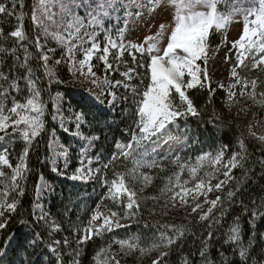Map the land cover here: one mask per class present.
I'll list each match as a JSON object with an SVG mask.
<instances>
[{
  "label": "snow or ice",
  "instance_id": "obj_1",
  "mask_svg": "<svg viewBox=\"0 0 264 264\" xmlns=\"http://www.w3.org/2000/svg\"><path fill=\"white\" fill-rule=\"evenodd\" d=\"M225 2L226 0H179L176 4L175 18L172 25L166 26L165 23H159L157 36H163L166 31L170 33L166 38V46L158 45L156 37L147 36L145 38L146 47L144 43L125 44L122 38L129 23L133 25V28H137L146 11L149 9L156 10V0H35L33 3L31 21L38 31L35 39V47L38 50L36 55L37 63L39 64L42 61L47 71L51 56L57 51L55 48L41 44V36L45 38V41H47L48 36H52L56 40H63L56 32L50 31L53 24L56 25L57 29L68 30L70 34L74 30V34L77 35L84 52L83 59L77 62L78 71L81 77H91L90 83L95 85L97 89L95 100L99 104L107 101L112 107H115L121 100H130L129 106L132 107L130 113L132 124L128 129L130 142H116L114 144L115 151L106 162L101 161L98 155L96 162L100 166L95 168L92 167L93 160L89 158L85 146L82 145L77 154L79 166L75 167L71 175L68 176L69 179L74 181L84 182L96 179L102 182L107 186V198L111 199L119 209L102 211L101 206L97 205L87 222L84 235L76 240L77 247L68 253V255L73 256L71 264H77L76 257L80 254V246L91 239L93 235L103 236L106 232H112L114 228L125 226L126 222L130 220L139 221L140 203L138 194L125 185V175L131 174L135 178V173L142 167H159V162L152 157L155 146H159L161 141L167 142L166 138L177 139L172 137L171 134L173 126L178 128L179 120L201 114L200 110L194 105L189 90L203 91L208 89V102H211L212 92L215 89L210 87L207 67L209 54L212 51L209 47L210 32H220L223 36L231 23L232 17L241 13L244 16L242 34L231 42V47L225 54V59L227 60H231L233 55L235 57V60L231 61L233 63L231 76L234 78L235 83L231 84L226 90L228 95L226 103L232 102L233 97L236 96V92L233 91L236 84L241 85V96L246 94V90L250 86L252 91L247 94L255 100L257 80L242 77L237 72V69L242 66L243 69H248L249 71L251 69L264 71V0H253V7L247 9L234 7L227 14L218 10V5ZM18 4L21 9L19 13H17ZM54 8H58L59 11L54 12ZM23 9L24 0H0V14L8 17L15 16L21 22L25 16ZM121 11L124 13V26H117V32L121 37L120 42L117 43L110 35H106V43L101 49L100 44L94 42L98 34L96 28L101 27L103 31L107 32V29L103 28L104 18ZM159 12L165 15L169 14L168 0H163V3L159 6ZM250 16H254L255 19L250 20ZM117 19H120V17L117 16ZM10 35L16 38L18 47H13L11 50L0 47V54H10L14 57V62L9 72L19 67L24 70L25 75L12 77L11 83H8L9 76L3 70H0V80L7 83V87L4 84H0V133H2L0 141L6 137L11 140L19 139L23 142V147L19 153V162L14 168L9 163L8 150L0 149V152L3 153L0 154V165H6L12 169L10 178L8 173L0 169V183H3L4 180H9L10 182L6 185V188L16 193V196L11 201L8 199V191L0 193V230L7 228L12 214L17 211L19 198L25 192L24 181H26L28 173L26 160L30 150L39 146L38 142L34 144L37 137H40L46 131L43 119L45 105L39 100L41 89L36 86L39 78L34 75V69L29 63L33 54L27 46L20 43L28 40L29 37L26 35L22 23ZM88 42H91V46L83 48V45ZM221 43L228 42L222 40ZM219 47L217 45L215 51H219ZM112 49L116 51L111 52L112 60L110 61L109 55ZM19 50L23 51L24 56L23 62L17 65L16 61L21 59L20 55H18ZM69 51L73 52V49ZM125 53L131 57V65L134 66H131L129 61L124 59ZM137 53H139V58ZM94 55L99 61L103 62L105 73L110 70L116 71L119 72L123 79L113 80L107 75L103 79L97 77L96 72L93 71L94 65L91 63ZM63 60L64 56L62 54L60 58L55 60V64L60 65ZM69 60L74 61V55L70 56ZM197 61H203L205 67L202 68ZM121 66L124 67V71L120 70ZM140 68L144 69L143 73L139 71ZM47 75L49 76V85L53 82H61L59 80L53 81L50 72H47ZM137 78H139V83H135ZM18 79L26 81L29 98H27L26 103H21L13 96L11 97V107H8L7 101L10 97V90L17 93L21 91L17 83ZM120 86L126 90V93L122 96L117 95V92L114 91ZM218 87L223 88L224 85L219 84ZM259 95L262 98L259 102L264 105V92H260ZM51 99L53 100L52 120H59L62 130L69 132L68 121L64 119V112L59 103V94ZM87 115L88 113L83 111L76 112L74 109L71 110L72 121L76 129L73 135L81 140H94L96 139L95 137H85L80 131L82 125L88 123ZM9 128H11V132H9ZM54 135L55 130L53 129L52 137ZM52 137L48 141L50 149H52L53 144ZM259 141L264 144V136H260ZM87 147H91V144H88ZM59 148V151H50L48 157L51 163L50 170L57 175H68L69 149L63 145H60ZM227 148V145H221L219 149L215 150V154L207 152L197 157V166L189 168V175L195 181L193 187L186 186L189 183L188 180L181 182L180 176L181 172L184 171L185 165L179 164V158H177L176 163L180 170L174 172L175 182L173 183L172 177H169L168 184L161 189L162 195L171 193L163 205V214L167 215L169 204L172 208L177 207V201L180 207H190L191 213H197V210H200L198 215L199 222L211 220V223L208 224L210 230L207 233L209 240L213 236L211 228L220 224L221 219L226 215V210L223 208L224 200L221 195H216L214 199H209L208 194L210 192H221L224 186L234 179L230 175L232 169L237 166L243 167L242 161H246V156L241 155V153H246L245 144L242 140L239 142L241 153H233L224 162L223 158ZM121 157L125 160H132L134 167L130 173L115 170V165ZM61 161L63 168L58 166ZM205 162L213 169L212 172L205 173L207 180L196 176L197 167L203 166ZM259 163L264 167V159L259 160ZM217 165H220V167H216ZM110 168L115 178L111 180L106 176L102 178L101 174ZM160 170L163 171V168ZM221 171L223 179H219L218 182L212 184L211 181L216 179L214 173H221ZM141 175H143L145 184L151 182V177L143 173ZM40 180H43L42 176ZM176 189L179 190L177 191ZM50 191H54V189L49 184L38 182L32 211L34 221L32 223L25 220L20 221L21 224L32 230L30 237H25L13 249L20 256L21 264H34L33 261L29 260L28 249H32L34 254L41 245L49 250V255L54 258L56 264H64L61 244L71 248L72 242L68 238L63 241H45L42 233L36 231V227L40 226L42 221L47 223L49 214L45 212L41 201L44 195ZM234 195L235 193L229 190L227 199L231 200ZM201 196L204 197L203 203L199 202V197ZM122 197H126V202L121 199ZM189 197H191V203H189ZM151 199L155 200L157 198L151 197ZM260 204L264 206V198H261ZM204 205H208L206 210ZM214 209L220 210L219 217L214 214ZM245 211H247V208H245ZM256 219L257 211L254 210L249 221L253 228L255 227ZM156 226L145 223V227ZM158 227L163 230L160 231L158 242H154L151 247L139 246L138 238L136 237L131 240H113L107 248L100 249L96 254L97 258L100 253H103V264H122L120 253L129 255L133 254L135 250L142 257L148 256L152 252H157L158 254L155 257L150 258V264H168L165 257L171 255L170 246L181 240L188 229L185 225L177 226L171 224H160ZM169 230H171V234H169ZM229 231L230 234L225 243L233 242L236 245L234 255L238 250L241 264H247L250 258V247H245L241 241L239 218H236ZM51 235L52 233L49 232V236ZM12 239V235L5 239L4 247L0 248V257L7 255ZM254 240L255 233L252 240L249 241V246L252 245ZM112 243L119 245L120 252L111 251ZM207 247L208 244L202 240L199 251L200 264H214V261L209 258ZM220 255L222 264H228V258L224 253L221 252ZM48 264H52V262L49 261ZM97 264H100L99 259H97ZM184 264H190V261L185 260ZM253 264H264V261L257 262L253 260Z\"/></svg>",
  "mask_w": 264,
  "mask_h": 264
},
{
  "label": "trees",
  "instance_id": "obj_2",
  "mask_svg": "<svg viewBox=\"0 0 264 264\" xmlns=\"http://www.w3.org/2000/svg\"><path fill=\"white\" fill-rule=\"evenodd\" d=\"M243 0H226L225 3L220 5L222 10L225 6H230L232 3H236ZM35 0H24L25 16L23 21H18L15 16L8 17L0 14V47H5L11 50L13 47H18L16 38L11 37V32L22 23L28 40L20 42L29 48V51L33 54L29 60L30 65L34 69V75L38 77L36 86L41 89L39 100L45 105V133H42L40 137H37L38 147L30 150L29 156L26 160L28 167L27 179L24 181L25 192L22 197L19 198V204L16 213L12 214L9 224L6 229L0 230V248L4 247L5 239L16 232L18 236H13L12 242L9 245V254L6 258L7 264H21L20 256L13 250L24 239V232L30 237L31 229L24 224H21V220L32 223L34 217L32 215L33 202L36 198V185L40 182L42 176L47 182L54 184L58 181V177L50 169L49 164V147L48 141L52 137V130H55V134H61L58 127L54 124L51 113L53 111L52 97L58 92L65 91L64 85L53 82L49 85L47 71L43 66V62L37 63L36 55L38 50L35 47V39L38 35L36 26L31 21V9ZM21 11L19 4L17 6V13ZM222 41L220 33H212L210 36V46L215 48ZM64 56V60L60 65H56L54 68L57 71L58 77L63 81L70 79L71 74L69 71V63ZM21 59L16 61L19 65L23 62L24 53L22 50L18 51ZM61 54L57 55L60 58ZM139 58V54L137 53ZM124 59L129 61L131 65V57L125 53ZM110 60L112 56L110 55ZM14 57L10 54H0V70H3L8 76L11 83V78L16 76H23L25 72L19 67L12 69ZM94 71L99 76L109 74L114 79H123L119 72L109 71L104 72V65L97 58L93 61ZM134 66V65H131ZM121 71H124V67L121 66ZM141 73L144 72L143 68H140ZM242 77L257 80L256 98L252 99L250 96L240 98L236 104L231 105L226 103L228 100L227 92L218 87L216 84H210V87L215 89L212 92L211 102H208V89L203 91H197L195 89L189 90L190 96L194 101V105L200 110L199 116H189L186 119H181L184 124H189L191 130L195 133L199 139V147H191L180 155L179 164H184V171L181 172V182L188 180V185H193L195 181L189 175V168L197 166V157L203 153L212 152L215 154V150L219 149L221 145H227L228 148L225 151L224 162H226L233 153H241L239 148V142L242 140L245 144L246 153L241 155L246 156V161H242L243 167L237 166L232 169L230 173L234 177L229 181L228 185H225L221 192H212L211 199H214L216 195H221L224 200L223 208L226 210V215L221 219L219 225H214L211 228L213 236L209 240L207 233L210 230L208 224L211 220L199 222L197 213H191L190 207H177L172 208L169 204L167 209V215L163 214V205L165 200L171 193L165 195L161 194V189L168 184V178L172 177L173 183L175 182L174 172L179 171V166L176 163L177 159L160 158L156 155L152 157L159 162V167L156 168H140L135 173V178L131 174L125 175V180L131 183H144V189L139 193V221L130 220L126 222L125 226L120 228H114L112 232H106L103 236L93 235L91 239L83 243L80 246V254L76 257L77 264H97V259L100 260V264H103L104 254L100 253L97 258V253L101 248H107L109 243L113 240L138 238V244L141 247H151L154 242H158L160 235V224L171 225H185L188 229L185 236L181 240L177 241L175 245L171 247V255L165 257L168 264H184L185 260L190 261V264H200L199 251L201 249V241L204 240L207 244V251L209 258L214 261V264H222V258L220 253L223 252L228 258V264H241L238 250L234 255V249L236 245L233 242L227 241L230 234V228L232 227L236 218H239V226L241 230V241L245 247H250V258L247 264H253V260L260 262L264 261V206H261V198H264V167L259 163V160L264 159V144H262L257 137L251 132L250 124L256 118H262L264 116V105L259 101L260 92H264V71L260 69H241L239 73ZM54 81V80H53ZM17 83L21 89L19 93L10 90V97L7 101V106L11 107V97H15L19 102L26 103L29 98V93L26 87V81L18 79ZM139 83V78L135 81ZM0 84H4L7 87V83L0 80ZM119 95L122 96L126 93L125 89H121ZM68 93L66 110L74 109L76 112L83 111L88 113L86 119L88 123L84 127V133L89 136H97L100 141L97 145V154L102 158L103 162H106L115 151L114 144L116 142L128 143L129 126L132 124L130 113L132 107H130V100L127 101V105L118 108L115 112V116H111L110 113L103 112L100 107L94 104L89 98L81 95L80 98H75ZM127 109V111H125ZM184 126V125H183ZM11 132V128H9ZM2 135V133H0ZM8 138V137H6ZM10 139V138H8ZM11 140V139H10ZM146 146V145H145ZM23 147V142L19 139L11 140V145L7 149L9 152V163L12 168L19 162V153ZM239 158V157H238ZM134 167L132 160H125L123 157L115 165V170L123 173H130ZM216 167H220L217 165ZM163 168V171L160 169ZM0 169L8 173L9 178L12 169L8 166L0 165ZM213 169L209 167L207 162L201 167H197L196 176L202 177L205 180L208 178L205 176L206 172H212ZM141 173L151 177V182L145 184L143 175ZM216 179L211 182L215 184L219 179H223L221 173H214ZM102 178L106 176L109 180L114 179L112 169L110 168L105 173L101 174ZM9 180H4L0 183V193L8 191V199L11 201L16 193L9 191L6 185ZM62 189V190H61ZM60 190H57L55 194L50 196L49 204L47 205L49 214L47 217V223L41 222L40 226L36 227V231L42 233L45 241L61 240L68 238L71 243V248L65 247L61 244V251L64 256V264H71L73 256L68 253L77 247L76 240L83 235V230L87 227V222L95 211L97 205L101 206L102 211L108 209L119 210L114 202L107 198V186L102 182L96 180L94 186L89 190L86 195H78L76 192H71L67 185H63ZM232 190L235 195L231 200L227 199V192ZM87 197V199H84ZM151 197H156L153 200ZM122 200L126 202V197H122ZM204 197H201L199 201L203 203ZM208 205H204L205 210ZM247 208V211H245ZM257 211V219L255 220V227L249 223L252 218L253 211ZM214 214L219 217L220 210L214 209ZM145 223L149 225H157L156 227H145ZM54 228H58L57 231ZM49 232L52 233L49 236ZM255 233V240L252 245L249 246V241L252 240ZM171 234V230H169ZM112 252H120L118 244L112 243ZM29 260L34 264H42L43 258L47 259L52 264H56L54 258L49 255V250L44 248L43 245L38 247L33 254L32 249H28ZM158 253L152 252L148 256H141L138 251L133 254L124 255L120 253L122 258V264H150V258L155 257ZM1 259V257H0Z\"/></svg>",
  "mask_w": 264,
  "mask_h": 264
},
{
  "label": "rangeland",
  "instance_id": "obj_3",
  "mask_svg": "<svg viewBox=\"0 0 264 264\" xmlns=\"http://www.w3.org/2000/svg\"><path fill=\"white\" fill-rule=\"evenodd\" d=\"M178 2H179V0H175V2H174V0H168L169 14L165 15L164 13L159 12V6L163 3V0H156V5H157L156 10L153 11L152 9H149L148 11H146L143 15V19L140 20L139 26L137 28H133V25L131 23H129L127 29L124 32V36L122 38L123 42L125 44H128V43H144L145 47H146L147 42H146L145 38L147 36H153V37H156V42L158 45L166 46V38L168 35H170V33L166 31L163 36H157V33L159 31V23H165L166 26L172 25V23L174 22V18H175L176 4ZM238 8H240V7H238ZM242 9H247V8H242ZM53 11L58 12L59 9L54 8ZM117 16H119L120 19H117ZM123 18H124V13L122 11L118 12V13H113L110 16L104 18L103 28L108 23H113L116 27L117 26L123 27L124 26L123 25ZM249 19L252 20V19H255V17L250 16ZM85 22H87V21H85ZM243 22H244V16L242 13L234 15L232 17L231 23L227 27L228 35H227L226 41L228 43H224L219 48V51L213 50L209 45L210 49L212 50V51H210L209 61H208V65H207L208 71H209V83L210 84H216V85L223 84L224 87L221 89H223L224 91H226L231 84L235 83L234 78L231 76V68L233 67V63L231 61H234L235 57L233 55V56H231V60H227V59H225V54L228 52V49L231 47V42L235 41L238 38V36L240 34H242ZM50 31L56 32L57 35H59L63 38V40L61 41V40L54 39L52 36H48L47 41H45V38L43 36H41V44H45L46 47H52V48L57 49V51L51 56V59L49 61V65H48V69H47V72L51 73L52 79L54 81H56V80L61 81L60 84L74 90V92L76 94H83V95L88 96L89 99L91 101H93L96 105H98L102 109V111H104V112L107 111V112H110L111 114H113L117 107L125 104V102L123 100L118 102L115 107H112L111 104H109L107 101L103 104H99L95 100V93H96L97 89H96L95 85L90 83L91 77L90 76L87 78L81 77L80 73L78 71V63L77 62L80 59H83L84 52L80 46L79 40L77 39V35L74 34V30L70 34L68 30L57 29L56 25L53 24L50 28ZM101 31H103V29L101 27L96 28V32L98 33L97 36L100 34ZM82 32H83V30H82ZM82 32H81V35H82ZM97 36H96V39L94 41L96 43H98L97 42ZM113 40H116L117 43H119L121 40V37L118 36L117 38H113ZM90 46H91V42H88V43H85L83 45V48H88ZM70 49H73V52H70L69 51ZM63 51H65V54L67 55L68 59L70 56L74 55V61L69 60V71L71 69V71H70L71 77H70V79L66 80V82H63L58 77L57 71L53 65L55 63L57 55H59V54L62 55ZM197 63L200 64L202 68L205 67L203 61H197ZM216 65H219V66L216 67ZM85 71H86V69H85ZM93 71H94V67H93ZM237 72L239 73L238 69H237ZM214 74H216L215 77H214ZM105 76L106 75H104V76L97 75V77H99L100 79H103ZM105 87H107V86H105ZM120 87H122V86H120ZM118 89H119V87L114 89V91L117 92ZM90 90H91V92H90ZM233 91L236 92V96L233 97L232 102H229L231 105L236 104L240 98L249 96L247 93H250L252 91V89L249 86V88L246 90V94L244 96H241L240 95L241 85L236 84V87L233 89ZM59 96H60L59 103H60V105L63 109V112H64V101H65L64 95L59 94ZM109 99H111V97H109ZM64 119L66 121H68L67 126L70 129L69 132H64L62 130V128L60 127L59 120H56L55 122L59 125L62 132L67 134L68 137L72 138V140H73L72 145H70V147L65 146L62 139L60 137L56 136L53 138V144H52L51 151L52 150L59 151L60 145H63L64 147L69 149L70 163H69V167L67 169V172H70V170L72 168L71 164H73V161L75 159L78 160V155H77L78 151L81 149L82 145H84L85 149L88 153L89 158H91L93 160L92 167L93 168L99 167L100 164L96 162V157H95V153H94L95 143L97 140L96 139H94V140H81V139L76 138L73 135V133L76 131V129L74 127V122L72 121V118H69L64 113ZM250 128H251L252 134H254V136L257 137L258 139L260 136H264V116L262 118L261 117L256 118L253 122H251ZM184 133L185 132H183V134ZM171 135H172V137H175L177 139L166 138L167 142L161 141L159 143V146H158L156 152L162 156H173V157H175L183 149L186 148L187 138H183L182 135H177V134H171ZM10 144H11V142L9 141V139L5 138L4 140L0 141V149H8ZM88 144H91V147H87ZM71 148L76 149L77 153L72 152L73 154L71 155L70 154ZM0 154H3V153L0 152ZM58 166L60 168H63L62 161L59 163ZM78 166H79V164H78ZM92 180L93 179L82 182L79 180L74 181V180L69 179V181L72 182L74 185H79V186L87 185ZM43 183H46V182H43ZM125 185L127 187H130L132 190L136 191L138 194V197H139L140 191L144 189V183L143 182L131 183L130 181L125 180ZM50 186L52 189H54V191H50L49 193L45 194L42 201H41L45 212H46V206H47L48 200L50 198V195H53L55 190L58 189L57 187H52V185H50ZM186 186L187 187H193L194 184L193 185H186ZM176 190L178 191L179 189H176ZM211 193L212 192H210L208 194L209 199H211L210 198ZM168 197H170V196H168ZM201 197H203V196H201ZM201 197H199V199H201ZM188 199H189V203H191V197H189ZM177 204H179L178 201H177ZM85 229L83 230V235L85 233ZM54 230L57 231L58 228H54ZM7 257H8V254L6 256L2 257L1 264H6V258ZM41 263L46 264L47 259L43 258L41 260Z\"/></svg>",
  "mask_w": 264,
  "mask_h": 264
},
{
  "label": "bare ground",
  "instance_id": "obj_4",
  "mask_svg": "<svg viewBox=\"0 0 264 264\" xmlns=\"http://www.w3.org/2000/svg\"><path fill=\"white\" fill-rule=\"evenodd\" d=\"M219 66V65H216V67ZM216 76V74H214V77ZM177 135H182L183 138H187V142L188 143H191L193 141V139H195L197 137V135L195 133H193V131L190 132V134H181V133H177ZM191 135V136H190ZM55 194V192H54ZM51 196V195H50ZM48 210V207L46 206V212ZM14 234V235H13ZM24 234V238L25 237H28V234L26 232L23 233ZM11 235L13 236H18V233L16 232H13L11 233ZM9 254V252L7 253ZM6 264H7V260H6Z\"/></svg>",
  "mask_w": 264,
  "mask_h": 264
}]
</instances>
